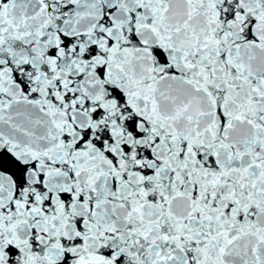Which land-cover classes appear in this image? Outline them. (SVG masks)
<instances>
[{"label":"snow or ice","instance_id":"1","mask_svg":"<svg viewBox=\"0 0 264 264\" xmlns=\"http://www.w3.org/2000/svg\"><path fill=\"white\" fill-rule=\"evenodd\" d=\"M0 264H264V0H0Z\"/></svg>","mask_w":264,"mask_h":264}]
</instances>
